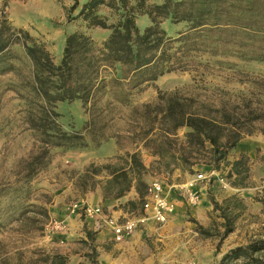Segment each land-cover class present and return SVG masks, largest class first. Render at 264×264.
Masks as SVG:
<instances>
[{
	"label": "trees",
	"instance_id": "obj_1",
	"mask_svg": "<svg viewBox=\"0 0 264 264\" xmlns=\"http://www.w3.org/2000/svg\"><path fill=\"white\" fill-rule=\"evenodd\" d=\"M5 6L0 8V74L16 71L13 61L18 55L13 47L19 46L28 64L25 84L31 107L27 122L37 132L40 145L28 164L33 172L46 163L49 148L88 147L87 140L99 146L108 138L97 127L109 107L128 103L142 85L165 73L197 67L194 71L203 73L217 55L264 58V0H73L66 9L67 22L79 20L87 29L109 32L102 40L85 31L68 33L58 61L43 42L11 22ZM101 8L108 14H101ZM139 15L149 20L142 29L136 22ZM164 20L182 22L184 29L171 36L161 26ZM203 55L205 61L200 59ZM246 83L244 90L235 94L222 90L216 98L159 91L153 102L131 111L130 121L141 146L103 163H90L85 168L88 175H81L82 185L91 180L88 190L98 185L103 198L134 189L137 198L125 204L129 210L135 205L141 209L145 176L152 171L190 173L197 163L215 170L222 164L230 166L231 185L243 187L248 176L247 157L230 162L228 155L242 138L264 135V77ZM106 96L109 100L101 104ZM74 100L81 101L88 119L81 131H66L55 107ZM181 128L189 130L179 135ZM141 150L154 158L148 166ZM229 200L220 204L210 199L213 209L225 217L221 237L233 230L225 214ZM85 232L90 251L83 254L86 261L77 264H98L91 232ZM17 264H23L22 260ZM30 264H69V259L58 252H41ZM215 264H264V237L230 248Z\"/></svg>",
	"mask_w": 264,
	"mask_h": 264
},
{
	"label": "rangeland",
	"instance_id": "obj_2",
	"mask_svg": "<svg viewBox=\"0 0 264 264\" xmlns=\"http://www.w3.org/2000/svg\"><path fill=\"white\" fill-rule=\"evenodd\" d=\"M72 3L73 0H0V8L5 4V11L11 22L43 42L54 60L58 61L68 33L85 31L96 40H102L109 32H102L99 28L87 29L79 20L67 22L66 9ZM100 13L108 14L106 8H101ZM136 22L142 29L149 20L146 15H139ZM161 26L169 35L176 36L185 25L182 22L172 24L164 20ZM13 49L18 55V59L13 61L17 66L16 71L0 74V264H17L19 259L23 264H30L41 252H58L63 246L69 247L67 243L73 244L74 252L83 256L90 251L86 230L91 232L92 242L98 250V264H215L230 248L264 237L262 134L252 135L248 139L246 137L250 141V148L255 150L254 157H248L246 153L239 154L237 150L230 151L228 155L230 162L236 156L247 157L244 161L248 165V176L243 187L231 185L230 180L234 176L228 177L230 166L222 164L218 170L205 163H197L190 173L174 169L171 173L152 171L147 174V184L158 180L166 192H177V202L164 225L148 221L124 240L116 242L104 223V217L113 214L104 212V216H95L108 230L97 234L94 228L103 229L99 226L100 223L89 225L92 220L76 213L79 225L70 220L72 228L68 234L52 233L51 219L62 220L55 213L57 208L70 209L74 201L84 199L85 194L95 189L88 190L91 180L87 181L86 186L82 185L81 175H88L85 174V168L92 162L99 164L109 158L92 159V152L96 147L87 140L88 147L49 148L46 163L33 172L28 164H31V158L38 152L40 145L37 132L27 122L31 107L28 102L29 89L25 84L28 64L21 48L14 46ZM205 58V55L200 57L202 61ZM197 68H192L193 71L165 73L142 85L128 103L109 107L97 128L103 136L108 137L107 140L115 141L118 149L116 155L141 146L140 137L136 138L134 135L137 129L130 121L133 108L153 102L159 91L199 94L201 98H216L222 90L238 93L248 86L246 82L252 78L264 77V58L217 55L210 59V68L203 73L194 71ZM106 100H109V96L104 97L101 104ZM55 110L60 114L58 121L66 131H81L88 119L80 100L59 102ZM104 120H108V123L104 124ZM186 131L187 128H181L178 134L182 135ZM83 133L86 134L85 131ZM141 151L144 164L147 160L149 163L154 160L144 150ZM199 172L207 179L202 182L201 194L196 204L190 206L178 194V186ZM99 179L101 177H95V180ZM69 184L71 191L68 189ZM211 198L220 204H223L224 199L230 198V208L225 214L233 230L224 237L221 234L225 217H222L219 210L212 207L207 210L204 205L205 202L210 203ZM131 209V213L141 211L139 205ZM117 217L122 218L123 215ZM199 226L209 235L202 234ZM51 236L58 240L53 242ZM58 243L62 244L57 245ZM81 261L86 260L83 257Z\"/></svg>",
	"mask_w": 264,
	"mask_h": 264
},
{
	"label": "built area",
	"instance_id": "obj_3",
	"mask_svg": "<svg viewBox=\"0 0 264 264\" xmlns=\"http://www.w3.org/2000/svg\"><path fill=\"white\" fill-rule=\"evenodd\" d=\"M206 179V176L199 172L178 186V192L186 204L190 206L196 204L201 194L202 182ZM174 204L175 201L170 198L169 192L164 190L163 184L158 180H153L147 184L140 212L130 213L122 218L106 215L104 223L111 232L113 240L120 242L148 221L164 225L174 209ZM70 211L84 216H104L100 205H90L84 200L74 201L70 205ZM50 228L52 233H63L66 230V225L62 220L53 218L50 221Z\"/></svg>",
	"mask_w": 264,
	"mask_h": 264
},
{
	"label": "crops",
	"instance_id": "obj_4",
	"mask_svg": "<svg viewBox=\"0 0 264 264\" xmlns=\"http://www.w3.org/2000/svg\"><path fill=\"white\" fill-rule=\"evenodd\" d=\"M142 16H144V15H142ZM94 29H98V28H94ZM99 29H101V28H99ZM101 31L104 32V31H108V30L102 29ZM102 39H104V38H102ZM246 137L248 139L251 136H246ZM246 137L242 138L231 151L237 150V153H239V154L240 153H246L248 157L252 158L255 156V150H254V148H250V145H249L250 141L246 140ZM117 152H118V149H117V146L115 144V141L113 139H109V140L101 143L98 147L93 149L92 159L103 160L106 158H111V157L115 156L117 154ZM237 158H238L237 156L234 157V159H237ZM148 161L149 160H147V162H145L146 165H148V163H149ZM145 180L147 181V177H145ZM69 185H68V189L71 191V185L70 186ZM236 188H238V187H236ZM235 190H237V189H235ZM176 193L173 191L171 193H169L170 198L173 199L175 201V203L177 202ZM178 194H180V193L178 192ZM136 198H137V193L135 192L134 189H130L127 192L120 193V194L113 196V197L103 198V196L101 194V190L98 186V187H95V189L92 192L85 194V198L81 199V200L86 201L90 205L102 206L103 214H105L104 212H106V213H111L115 216H119V215L124 216L130 212L128 207L125 206L126 202L129 200H135ZM204 205H205L207 210L211 209V207L213 209V205H212L211 201H210V203L205 202ZM55 213H57L59 218L62 219L66 224V230L64 232L65 234H68V231H71L72 226H70V225H72V223L70 222V220H74V223L76 225H79L78 221H77L78 220L77 214L75 212H71L70 209L65 208V210H63L62 207H60V208H57ZM169 215H171V214H169ZM85 218L92 220L91 224H89V225H94V222H96V224L100 223L99 226L102 227L103 229L97 230V228H94V230L97 231V234L108 231L106 228L103 227V224L101 221H97L95 219L96 218L95 216H85ZM168 218H169V216H168ZM89 225H88V228L90 227ZM105 235H107V234H105ZM51 239L53 242H56L58 240L57 237L54 238V236H51ZM60 242H62V240ZM60 244H62V243H58L57 245H60ZM67 244L70 246L69 247L68 246L61 247L60 249H58V253L66 255L69 259V264H77L78 262L81 261L83 256L80 253L74 252V250L72 249L73 244H71V243H67Z\"/></svg>",
	"mask_w": 264,
	"mask_h": 264
}]
</instances>
